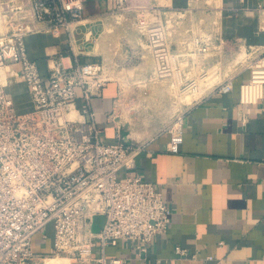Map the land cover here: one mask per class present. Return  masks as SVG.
<instances>
[{"label":"crops","instance_id":"0c3cea01","mask_svg":"<svg viewBox=\"0 0 264 264\" xmlns=\"http://www.w3.org/2000/svg\"><path fill=\"white\" fill-rule=\"evenodd\" d=\"M134 2L181 14L182 19L171 28L183 30L187 26L189 31L201 33L198 36L210 45L206 52L192 53L186 45L175 49L184 54L183 70L190 72L189 77L206 71L201 84L211 86L182 111L179 153H169L170 136L159 126V119L145 122L140 113L132 112L145 102H162L160 85L148 78L153 67L155 70L152 55L125 45L123 38L129 37L126 30L117 27L108 36L105 20L114 13L117 0H83V24L76 31L74 45L78 61L106 63L111 69L122 64L128 70H142L140 75L126 76V91L111 77L101 95L91 99L89 109L95 114L100 136L109 144L145 145L136 157V171L157 187L171 209L168 232L154 237L146 258L139 259L126 241L107 246L104 254L121 258L122 264H264V95L255 105L239 104V86L249 79L250 72L238 63L242 54L264 55V0ZM103 33L106 37L97 47ZM24 44L42 75L47 74L50 59L61 58L66 65L74 60L63 32L58 36L49 32L32 34ZM80 45L81 51L76 48ZM125 52L132 57H124ZM228 79L232 91L218 93L214 87ZM18 83L11 80L8 93L18 113L30 112L33 106L28 91L24 83ZM137 84L147 87L142 89ZM120 175H124L123 170ZM103 224V216H96L93 231L98 232ZM47 236L42 242L36 234L32 251L49 253L53 236ZM177 246L187 255L176 256ZM93 254L99 256V249Z\"/></svg>","mask_w":264,"mask_h":264},{"label":"built area","instance_id":"2783aa9c","mask_svg":"<svg viewBox=\"0 0 264 264\" xmlns=\"http://www.w3.org/2000/svg\"><path fill=\"white\" fill-rule=\"evenodd\" d=\"M120 5L123 0H117ZM0 21V264H44L46 257L122 264L121 258L104 254L107 246L121 241L128 242L139 259L146 258L154 237L168 232L171 209L157 187L136 171V157L145 145L109 144L100 136L89 104L111 77L102 63L77 59L75 34L83 24V0H0ZM171 26L164 15L146 25L156 74L170 78L180 93L196 92L197 79L202 81L206 71L189 77L183 70L184 54L170 41ZM48 32L67 35L74 60L66 65L61 58L50 59L42 75L29 59L24 40ZM187 46L192 53L209 47L197 36ZM76 48L81 51L82 46ZM246 68L250 76L239 86V104L250 106L263 99L264 55L250 59ZM13 79L24 83L30 112L16 111L8 93ZM214 89L228 94L232 81ZM164 131L170 136L167 151L179 153L182 118ZM96 216L104 218L98 232L92 229ZM49 225V253L32 251V238L39 234L45 241ZM96 248L99 256L93 254ZM174 254L184 257L187 252L177 246Z\"/></svg>","mask_w":264,"mask_h":264},{"label":"rangeland","instance_id":"374dc122","mask_svg":"<svg viewBox=\"0 0 264 264\" xmlns=\"http://www.w3.org/2000/svg\"><path fill=\"white\" fill-rule=\"evenodd\" d=\"M134 1L136 0H123V5H120L119 7L116 6L114 13L110 14L108 18L105 20L106 25L108 24L106 26L108 30V36L111 37L112 35L111 33L117 27H119L121 30H126L129 33V37L126 36L127 38H123L122 42H124V39H125L126 41L125 45L137 46L139 47V49H142L143 51L150 52V50L147 47V43H146V25L157 21L159 19V15L166 16V19L171 20L172 25H176L175 22L181 20L183 16H181V14H173L171 12H168L169 10L167 9H160V11H158L159 9L156 6L146 4L145 2L137 3ZM162 12H165V13L162 14ZM1 27L2 26H1V21H0V32H1ZM172 30L175 33L171 32L172 36L170 38V41L172 44H174L175 47H180V46H185V45L187 46V44L190 41H192L194 35L198 36L201 34L199 31L198 32L200 34L196 33L195 31H189V27L187 26L184 27L183 30H180L178 27L172 28ZM131 32L133 33L131 34ZM179 32H182V33H179ZM131 35H136V36L135 38H131ZM105 37H106V33H103L99 42L97 43V47L105 39ZM133 40L135 41L134 43L131 42ZM120 44H124V43H120ZM120 44H118L119 47H120ZM216 44H218V42ZM208 46L210 45L208 44ZM218 46L220 45L218 44ZM139 56L141 57V55ZM124 57L131 58L132 56L131 54H128V53L126 54L125 52ZM253 57H255V55L248 56L245 54V57H243L242 60H238L239 61L238 63L239 65H241L240 63L242 62L243 66L245 67L250 61V59H252ZM247 58H250V59L246 61ZM102 65L104 67L105 74L117 79V81H120L125 91H126V85H127L126 79H125L126 76L140 75L142 71L139 69L138 70H128L122 64H118L119 68H116V69H111L110 67H108V64L106 65V63L104 64L102 63ZM183 65H186V64H183ZM149 76L150 77L148 78H150L152 82L160 85L161 88L159 89L158 92L162 91V96H161L162 102H154V103L152 102L151 103L148 101V102H145L143 105L139 106L138 108L136 107L135 110L133 109L132 112L134 111L135 114L140 113L142 115L141 118H143L145 122H149L154 119H159L158 121L159 123H161L159 126L163 130L166 129L167 126L172 124L177 117H180V115L182 114V111L185 108L190 107L195 102V100H197L201 96V94L205 92L206 89H208L211 86L210 84L209 85L208 84L206 85L203 83L201 84V81L197 79L199 82V88L197 89L196 92L180 93L181 91L179 89V86L173 83V81L170 79L159 78L156 74V71L154 70V67L151 73L149 74ZM16 81L20 82L18 79ZM170 82L173 84V86H170L171 85ZM21 83H18V85H21ZM136 86L142 89L147 87L146 85L143 86L142 84H137ZM212 88L207 90L206 93H208ZM11 89L13 90V92H15L14 86ZM18 94H19V89H18ZM46 232L48 233L49 237L52 236V225H49L46 228Z\"/></svg>","mask_w":264,"mask_h":264},{"label":"bare ground","instance_id":"6f19581e","mask_svg":"<svg viewBox=\"0 0 264 264\" xmlns=\"http://www.w3.org/2000/svg\"><path fill=\"white\" fill-rule=\"evenodd\" d=\"M242 57L245 54L241 55ZM44 264H70V260L64 257H46L43 259Z\"/></svg>","mask_w":264,"mask_h":264}]
</instances>
